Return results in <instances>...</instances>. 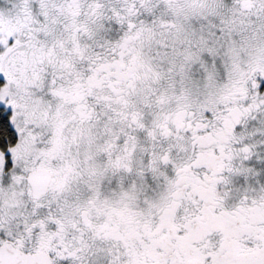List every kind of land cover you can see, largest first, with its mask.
<instances>
[{"label":"snow or ice","instance_id":"obj_1","mask_svg":"<svg viewBox=\"0 0 264 264\" xmlns=\"http://www.w3.org/2000/svg\"><path fill=\"white\" fill-rule=\"evenodd\" d=\"M0 264H264V0H0Z\"/></svg>","mask_w":264,"mask_h":264}]
</instances>
